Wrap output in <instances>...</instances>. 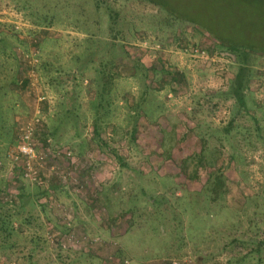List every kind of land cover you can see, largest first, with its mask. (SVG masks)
Segmentation results:
<instances>
[{"label":"rangeland","instance_id":"374dc122","mask_svg":"<svg viewBox=\"0 0 264 264\" xmlns=\"http://www.w3.org/2000/svg\"><path fill=\"white\" fill-rule=\"evenodd\" d=\"M0 21V264H264V3L0 0ZM27 128L38 180L7 157Z\"/></svg>","mask_w":264,"mask_h":264},{"label":"built area","instance_id":"2783aa9c","mask_svg":"<svg viewBox=\"0 0 264 264\" xmlns=\"http://www.w3.org/2000/svg\"><path fill=\"white\" fill-rule=\"evenodd\" d=\"M1 23V21H0ZM16 29H20L18 25H13ZM31 128L23 129L19 141L9 151L7 157L16 167H21L26 177L40 179L37 171V160L42 159L41 155H35L36 144L31 137ZM41 184V181L39 182Z\"/></svg>","mask_w":264,"mask_h":264},{"label":"trees","instance_id":"16d2710c","mask_svg":"<svg viewBox=\"0 0 264 264\" xmlns=\"http://www.w3.org/2000/svg\"><path fill=\"white\" fill-rule=\"evenodd\" d=\"M256 1H260L262 3H264V0H256ZM20 12V11H19ZM22 15H25L23 12H20ZM26 16V15H25ZM28 23L30 24L29 20H28ZM32 26V28H34V26L32 24H30ZM3 24L0 23V27H2ZM32 28L29 27V29L27 30H32ZM1 39V38H0ZM221 41H222V38L220 37L219 38ZM225 47H228L230 50H236L238 49L240 46L238 44H235V43H231V44H227L225 45L226 43H223L221 42ZM241 88H242V85H241ZM236 97H237V100L240 102V103H244V98H243V95L242 93L240 92H236ZM258 242V245L260 247H264V241H257Z\"/></svg>","mask_w":264,"mask_h":264}]
</instances>
